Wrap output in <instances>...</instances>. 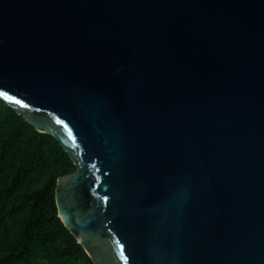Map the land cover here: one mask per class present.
Instances as JSON below:
<instances>
[{
  "label": "water",
  "instance_id": "1",
  "mask_svg": "<svg viewBox=\"0 0 264 264\" xmlns=\"http://www.w3.org/2000/svg\"><path fill=\"white\" fill-rule=\"evenodd\" d=\"M0 99L92 264H264V0H0Z\"/></svg>",
  "mask_w": 264,
  "mask_h": 264
},
{
  "label": "trees",
  "instance_id": "2",
  "mask_svg": "<svg viewBox=\"0 0 264 264\" xmlns=\"http://www.w3.org/2000/svg\"><path fill=\"white\" fill-rule=\"evenodd\" d=\"M74 170L53 137L0 99V264H92L57 217V180Z\"/></svg>",
  "mask_w": 264,
  "mask_h": 264
},
{
  "label": "built area",
  "instance_id": "3",
  "mask_svg": "<svg viewBox=\"0 0 264 264\" xmlns=\"http://www.w3.org/2000/svg\"><path fill=\"white\" fill-rule=\"evenodd\" d=\"M74 264H85L83 261H77Z\"/></svg>",
  "mask_w": 264,
  "mask_h": 264
}]
</instances>
